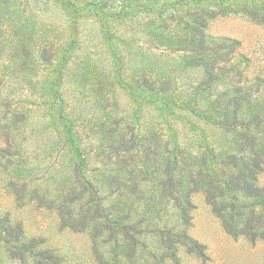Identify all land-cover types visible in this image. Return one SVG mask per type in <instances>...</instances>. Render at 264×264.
<instances>
[{
	"label": "rangeland",
	"instance_id": "374dc122",
	"mask_svg": "<svg viewBox=\"0 0 264 264\" xmlns=\"http://www.w3.org/2000/svg\"><path fill=\"white\" fill-rule=\"evenodd\" d=\"M252 168L264 0H0V264H115L136 222L204 245L181 264H264L192 183Z\"/></svg>",
	"mask_w": 264,
	"mask_h": 264
},
{
	"label": "trees",
	"instance_id": "16d2710c",
	"mask_svg": "<svg viewBox=\"0 0 264 264\" xmlns=\"http://www.w3.org/2000/svg\"><path fill=\"white\" fill-rule=\"evenodd\" d=\"M221 43L222 47L235 50L240 41L233 39L227 43L223 40ZM228 160L230 159L228 158ZM249 171L250 174L242 173L244 180H215L212 173L208 175V180H192V183H195L196 187L204 186L207 202L213 207V211L221 220L225 230L234 239L241 237L255 244L257 241H264V184L258 182V176L254 175L253 168ZM241 195L247 199L240 201ZM186 203L184 206L187 209ZM186 209H184L185 218L188 219ZM119 229L116 230L123 233L121 237L123 243L121 251H117L115 264H167V259H170L174 264H181L175 248L176 241H181L189 248L190 252H195L199 258L205 260L209 257L205 252L204 245L194 240L187 232H178L176 235H170L171 232L164 234V249L159 254L149 249L148 242L141 238L146 229L139 222L130 225L124 224V227ZM120 254L123 257H119ZM149 256L152 257V260Z\"/></svg>",
	"mask_w": 264,
	"mask_h": 264
}]
</instances>
